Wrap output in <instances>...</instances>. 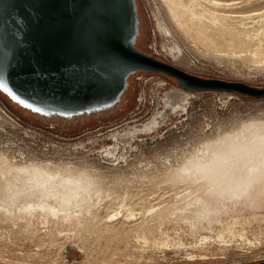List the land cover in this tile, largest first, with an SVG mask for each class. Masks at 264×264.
<instances>
[{"label":"rangeland","instance_id":"obj_1","mask_svg":"<svg viewBox=\"0 0 264 264\" xmlns=\"http://www.w3.org/2000/svg\"><path fill=\"white\" fill-rule=\"evenodd\" d=\"M135 1L139 50L193 75L264 87V39L261 52L256 54L257 41L201 43L175 26L163 0ZM251 1L252 7L264 12V0ZM159 24H165L170 32L160 29ZM175 87L180 88L176 80L163 73L137 71L129 76L128 86L114 107L70 119L33 113L0 91V100L10 111L25 124L46 130L53 144H31L20 134L0 132V159L17 166L50 162L51 168L62 174H86L95 190L110 197L108 207L96 211L99 220L78 228L0 220V264H264V205L257 209L239 207L223 217L224 224L192 231L189 224L172 219L168 200L175 189L166 182L182 160L194 155L202 144L237 139L242 131L262 132L264 97L226 90L190 91L193 94L184 111L165 109L168 116L160 123L157 112L164 109L163 95ZM134 128L144 129L135 132L131 142L120 145L114 154L104 152L109 143L103 139L105 135L131 134ZM229 152L219 147L218 162L225 163ZM30 154L37 157L27 159ZM244 156L240 153L231 161L237 164ZM238 171L244 174V169ZM226 172L221 169L214 175L223 181ZM117 199L127 200L137 220L125 228L116 226L104 232V218L115 209ZM156 203L160 209L153 217H144L145 208ZM79 204L83 206V202ZM217 230L224 231L223 240L216 238ZM135 233H144L146 241L133 237ZM202 235L210 239L201 240Z\"/></svg>","mask_w":264,"mask_h":264},{"label":"bare ground","instance_id":"obj_2","mask_svg":"<svg viewBox=\"0 0 264 264\" xmlns=\"http://www.w3.org/2000/svg\"><path fill=\"white\" fill-rule=\"evenodd\" d=\"M163 2L175 26L190 33L199 42L215 43L222 40L227 44H249L257 41L254 54L261 52L264 12L252 7L251 0ZM158 27L170 32L165 24H159ZM172 48L175 51L176 48ZM192 94L189 90L176 87L166 91L163 95L164 109L157 112L160 123L168 116L165 109L172 112L184 111ZM143 129L134 128L131 134L123 132L105 135L103 139L109 143L104 152L108 155L114 154L120 145L131 142L135 132H142ZM219 147L230 151L225 163L217 160ZM240 153L245 156L235 164L231 157ZM238 168L244 169V174ZM221 169L227 171L223 181L214 175ZM166 182L175 189L169 193L171 196L170 201L168 200L171 203L172 219L189 224L192 231L212 230L213 224H224L223 217L237 212L239 207L260 208L264 205V130L257 134H246L242 131L237 134V139L225 138L202 144L194 155L182 160L180 167L170 174ZM204 186L206 188L201 190ZM183 190L185 192L182 193ZM92 195L95 196V201L92 200ZM88 200L90 203H86ZM108 200L109 196L105 197L99 190L94 189L93 180L86 174L76 177L69 172L62 174L54 171L50 162L17 166L0 159V220H20L26 225L71 224L78 228L99 220L96 211L100 208L106 209ZM79 202H83V206ZM159 204L147 206L144 217H153L160 209ZM136 220V213L129 208L127 200L117 199L115 209L105 216L102 228L109 233L113 227L125 228ZM226 228L232 233V227L227 225ZM217 231L216 238L223 240L224 231ZM133 237L147 239L144 233H135ZM206 239H210V236H201V240Z\"/></svg>","mask_w":264,"mask_h":264},{"label":"water","instance_id":"obj_3","mask_svg":"<svg viewBox=\"0 0 264 264\" xmlns=\"http://www.w3.org/2000/svg\"><path fill=\"white\" fill-rule=\"evenodd\" d=\"M135 0H0V91L12 103L66 119L114 107L137 71L189 90L264 97V87L190 74L136 47Z\"/></svg>","mask_w":264,"mask_h":264},{"label":"built area","instance_id":"obj_4","mask_svg":"<svg viewBox=\"0 0 264 264\" xmlns=\"http://www.w3.org/2000/svg\"><path fill=\"white\" fill-rule=\"evenodd\" d=\"M46 130L25 124L18 116L10 111L5 103L0 100V132L4 135L20 134L23 138L34 143H44L43 146H52V141L48 140ZM56 135H54L55 138ZM37 154L36 151L33 152ZM34 154L28 155V158H35ZM34 155V156H33ZM42 155V154H41Z\"/></svg>","mask_w":264,"mask_h":264}]
</instances>
